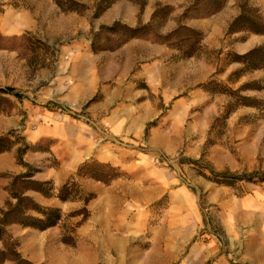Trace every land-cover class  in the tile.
<instances>
[{
	"label": "rangeland",
	"instance_id": "374dc122",
	"mask_svg": "<svg viewBox=\"0 0 264 264\" xmlns=\"http://www.w3.org/2000/svg\"><path fill=\"white\" fill-rule=\"evenodd\" d=\"M204 4L0 0V88L21 96L0 93V136L18 142L0 157V209L28 169L16 157L26 142L32 179L52 188L26 194L61 211L43 230L7 227L24 258L264 264V181L216 183L209 171L264 169V116L236 103L264 101V68L232 62L264 33L227 32L243 6L264 19V0H223L206 16ZM85 163L119 176L86 177ZM68 181L80 198L57 197Z\"/></svg>",
	"mask_w": 264,
	"mask_h": 264
},
{
	"label": "trees",
	"instance_id": "16d2710c",
	"mask_svg": "<svg viewBox=\"0 0 264 264\" xmlns=\"http://www.w3.org/2000/svg\"><path fill=\"white\" fill-rule=\"evenodd\" d=\"M101 1L104 2L103 9H105L114 0ZM203 3L205 4L202 8V14L206 16L219 10L223 5V0H203ZM61 7L63 6L61 5ZM65 9L72 8L65 7ZM192 17H198V15ZM126 29L131 33H135L137 30V28L129 27H126ZM239 30L264 33V19L254 8L243 6L240 13L228 24L227 27V32ZM232 59V62L234 61L242 64L245 69L252 71L262 69L264 68V44L257 45L243 54H236ZM0 93L13 94L18 98L21 97L17 90L11 86L0 88ZM240 99L236 100V103L245 106H253L258 110L260 116H264V101L255 100L254 98L245 96L240 97ZM244 100L249 102H244ZM225 117L226 115L223 116V118ZM17 143L16 140H10L8 135L0 136V153L10 150L17 145ZM28 149H31V146L26 142H22L21 145L16 146L18 163L28 169L23 173L13 176L9 184L8 192L9 196L14 201L12 202L9 200L5 202L4 207L0 209V242L2 243L0 247V264H36L20 254L17 241L13 239L7 231L9 225L16 223L23 227L29 226L43 230L56 225L61 218V211L59 208L44 207L36 202L31 196L26 194L28 190H32L45 197H49L51 196L52 190L49 181H37L32 179L33 174L30 169L31 167L23 160V155ZM99 166L101 168L104 167L102 174H98V170L95 168L88 167L87 163L80 168L82 170L87 167V171L83 173L84 176L102 180L105 183L119 176L116 168H113L108 164ZM80 168L79 171H81ZM209 171L214 176L216 183L228 184V181L231 180L264 181V169L240 174L229 171L216 172L212 170V168L209 169ZM59 192L60 194L57 195V197L63 201L80 198V196H77L78 192L76 184L71 181L63 184ZM87 201L88 198H84V202L86 203Z\"/></svg>",
	"mask_w": 264,
	"mask_h": 264
},
{
	"label": "crops",
	"instance_id": "0c3cea01",
	"mask_svg": "<svg viewBox=\"0 0 264 264\" xmlns=\"http://www.w3.org/2000/svg\"><path fill=\"white\" fill-rule=\"evenodd\" d=\"M5 154V152L4 153H0V157L2 156V155H4ZM210 251H213V250H209V249H206V253H204V260L205 261H207V259L209 258V253H210ZM208 254V255H207ZM212 264H217L216 262L215 263H212Z\"/></svg>",
	"mask_w": 264,
	"mask_h": 264
}]
</instances>
